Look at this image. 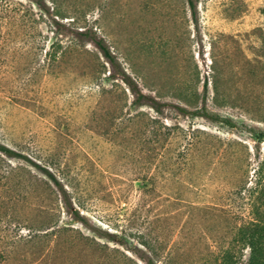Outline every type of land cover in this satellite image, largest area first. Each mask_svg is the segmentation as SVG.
Here are the masks:
<instances>
[{
    "label": "rangeland",
    "instance_id": "374dc122",
    "mask_svg": "<svg viewBox=\"0 0 264 264\" xmlns=\"http://www.w3.org/2000/svg\"><path fill=\"white\" fill-rule=\"evenodd\" d=\"M258 129L264 0H0V264L215 263L252 219Z\"/></svg>",
    "mask_w": 264,
    "mask_h": 264
},
{
    "label": "trees",
    "instance_id": "16d2710c",
    "mask_svg": "<svg viewBox=\"0 0 264 264\" xmlns=\"http://www.w3.org/2000/svg\"><path fill=\"white\" fill-rule=\"evenodd\" d=\"M88 37V36H87ZM97 47L100 49L103 57L112 65L116 63L115 57L113 56L110 48L106 45L104 39L92 38ZM125 83L130 86V88L138 93L137 103H141L142 100L146 97L142 94L137 86L133 84V82L129 78L124 79ZM185 111V110H183ZM253 138L257 143L261 144L264 142V130H253L252 132ZM0 155L6 156L8 158L18 157V153L11 149L8 146L0 144ZM21 157V156H20ZM264 167V164H263ZM261 170V169H260ZM45 173L53 179L57 188L62 194L63 203L67 210L73 215L74 220L86 225L87 220L81 216L80 212L73 208L72 201L69 197L68 192L61 185V183L56 180V178L49 172L48 170H44ZM260 174V171H259ZM250 196L254 199V210L252 212V219L250 221L243 224L239 229V239L236 244L224 250L221 257L215 260V263L208 264H264V179L262 176L258 178L254 187L247 190ZM263 209V210H262ZM63 229L57 226L54 229V232L51 233V236H56L57 233L62 232ZM49 232L46 233L48 237ZM142 245L149 249V251L153 252L154 255L159 256V253L164 250L163 248H156L155 246L149 244L148 242H143ZM155 247V248H154ZM249 249L248 256L245 255V249ZM141 259L145 262V264H155V262L151 259H146L140 256ZM245 257H247L246 260ZM169 264H173L172 253L169 252L167 256ZM168 264V263H167Z\"/></svg>",
    "mask_w": 264,
    "mask_h": 264
}]
</instances>
